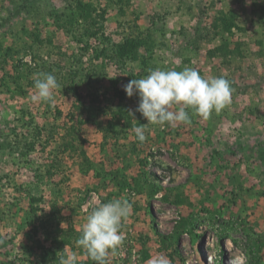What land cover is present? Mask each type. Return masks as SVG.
<instances>
[{
    "label": "rangeland",
    "instance_id": "obj_1",
    "mask_svg": "<svg viewBox=\"0 0 264 264\" xmlns=\"http://www.w3.org/2000/svg\"><path fill=\"white\" fill-rule=\"evenodd\" d=\"M186 66L227 78L230 104L133 118L124 84ZM41 72L51 103L31 99ZM117 198L131 211L109 264H264V0H0V264H95L75 241Z\"/></svg>",
    "mask_w": 264,
    "mask_h": 264
},
{
    "label": "clouds",
    "instance_id": "obj_2",
    "mask_svg": "<svg viewBox=\"0 0 264 264\" xmlns=\"http://www.w3.org/2000/svg\"><path fill=\"white\" fill-rule=\"evenodd\" d=\"M59 87L57 78L51 73H38L34 80V102L53 100V91ZM126 95L139 97L135 110L129 113L135 118L140 113L147 124L169 125L190 124L191 115L198 114L207 119L213 111L220 112L231 102L233 89L224 76L206 79L197 70L184 67L181 71L163 70L159 67L149 69L145 77L131 79L123 85ZM174 106H179L173 110ZM136 139L146 140L145 126L134 128ZM131 211L126 198H117L102 203L92 209L82 227L81 235L75 244L81 247L95 264H109L108 257L123 243L121 223ZM60 264H77L76 254L61 257Z\"/></svg>",
    "mask_w": 264,
    "mask_h": 264
},
{
    "label": "trees",
    "instance_id": "obj_3",
    "mask_svg": "<svg viewBox=\"0 0 264 264\" xmlns=\"http://www.w3.org/2000/svg\"><path fill=\"white\" fill-rule=\"evenodd\" d=\"M57 14L58 13H53V16H55L57 22H59V24H61V26L63 28H65V30L71 28L70 26H73V24L75 25V24L78 23V19L77 18H74V19L68 18L66 16L67 14L65 12H61L59 15H57ZM77 15H79V14H77ZM63 18H65V19H63ZM81 20H82L83 25H84V28L83 29H84L85 33L88 32V31L90 32V30L91 31L93 30L92 27L89 26V25H92V23H90L89 21H91V20L95 21L94 18L92 19L91 17L87 16V17L82 18ZM90 34L91 35H94L95 33L94 32H91ZM127 44H128V42L127 43L125 42L124 44L123 43H120V44L114 45L115 46L114 52H115L116 56L119 59L120 58H125V59L126 58H130V56L132 55V53H131L132 50L129 49V47H128ZM30 83H31L30 85H33L34 84V81H31ZM117 113L118 114H128L127 111L122 110V109H117ZM115 114L116 113H114L113 116L116 117ZM127 121H130V118L129 117L127 118ZM110 124L112 125V121L110 122ZM55 228H57V225H55ZM50 253L51 252L49 250H46V254L48 255V257H50Z\"/></svg>",
    "mask_w": 264,
    "mask_h": 264
}]
</instances>
